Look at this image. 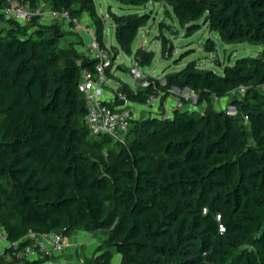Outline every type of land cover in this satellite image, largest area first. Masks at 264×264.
<instances>
[{
  "label": "trees",
  "instance_id": "1",
  "mask_svg": "<svg viewBox=\"0 0 264 264\" xmlns=\"http://www.w3.org/2000/svg\"><path fill=\"white\" fill-rule=\"evenodd\" d=\"M21 1L67 10L71 18L87 13L104 45L105 20L94 0ZM115 1L122 11H108L116 43L110 49L139 66L154 57L132 47L151 2L169 6L185 35L206 26L223 42L261 48L218 63L220 72L191 59L163 81L147 75L145 87L121 82L114 94L129 101L159 95L162 102L174 87H188L204 105L189 108L190 99L180 97L183 107L170 116L132 118L117 136L92 135L78 82L81 68L93 70L95 62L74 47L82 40L68 39L73 30L57 21L0 15V225L7 240L21 239L23 247L28 232L99 231L84 264H113L114 253L117 264H264V0ZM165 27L179 31L158 24L160 53L169 59ZM203 47L214 51L215 42L207 37ZM241 85L245 91L232 95ZM223 97L236 114L214 106ZM50 255L23 263L42 264ZM11 260L0 256L3 264Z\"/></svg>",
  "mask_w": 264,
  "mask_h": 264
},
{
  "label": "built area",
  "instance_id": "2",
  "mask_svg": "<svg viewBox=\"0 0 264 264\" xmlns=\"http://www.w3.org/2000/svg\"><path fill=\"white\" fill-rule=\"evenodd\" d=\"M0 15L21 23L28 22L36 17L40 23L57 21L64 25L67 24L69 29L83 28L90 38L84 43L83 52L95 62L93 70L86 67L81 68L78 82V89L85 99V120L88 130L92 135L107 133L114 136L127 130L132 119V111L125 93L116 91V102L113 104L103 101L98 95L99 84L105 79V69L110 62L112 52L110 47L99 43L92 29L81 26L79 18H71L67 10H54L51 7H42L41 5L31 7L21 0H6V3L0 7ZM129 71L138 86L145 87L147 85L146 76L148 74L141 72L138 64L135 63L130 66ZM261 88L264 89V85ZM245 89L241 85L237 92L243 93ZM180 97L189 98L187 93H179L173 109L183 107L184 104ZM157 99H159V95H150L146 103H152ZM223 109L229 114H236V108L232 104H226ZM244 118L247 119V116L245 115ZM23 238L26 239L23 247L19 246L21 239L7 240L6 231L0 225V241L7 242V247L10 248V259H17L14 262L15 264H24V258L62 252L66 247L65 237L54 230L46 233L28 232ZM76 259L78 264H84L82 256H78Z\"/></svg>",
  "mask_w": 264,
  "mask_h": 264
},
{
  "label": "rangeland",
  "instance_id": "3",
  "mask_svg": "<svg viewBox=\"0 0 264 264\" xmlns=\"http://www.w3.org/2000/svg\"><path fill=\"white\" fill-rule=\"evenodd\" d=\"M94 3L96 10L104 16L108 15L109 8L115 13H120L122 11L120 8L121 6L115 0H94ZM142 11L148 13L150 17L146 24L138 29V33L132 44V47H137V45L141 41L142 43L140 44H142L143 47H145L146 49H151L154 52L152 62L149 65L145 66L138 65V68L141 72L148 75L150 74L152 76H158L160 79H163V76L166 72L178 70L183 66V64L191 59L196 60L198 66L212 68L215 71L220 72L221 67L219 64H224L227 62L232 63L237 56L255 55L261 48L260 44H252L246 41L237 43L223 42L216 32L209 31L206 26L200 27L190 35H185L176 17L171 12V8L161 3L151 2L144 8H142ZM87 21L88 18L86 14H84L79 19V23L83 27H85L84 23H86ZM159 22L166 23L172 28L175 27L179 31L172 32L169 27H165L163 30L167 37L170 38L173 45L172 56L169 59H167L166 57H162L160 53V42L156 38ZM2 23L3 22L0 21V25H2ZM77 28L80 35L77 34V31H73L71 32L73 33L72 35H68V39H75L76 41H78L81 37H83V40L87 42L90 39L89 35L84 32L85 30L83 28ZM207 37H210L215 42L214 51L210 52L204 49L203 42ZM111 40H113V32L108 23H105L103 41L107 47H110L109 43ZM117 63L121 64L124 68H116V75L125 82L129 83L132 87H135V79L129 71L130 66L136 63L132 55H127L123 51L119 50L114 59L113 66L115 67V64ZM187 91L188 90L186 89L184 92L180 91L179 93L183 94L187 93ZM231 94H239V92H234ZM226 104H229V102L228 98L225 97L221 104L219 102H215L214 106L223 108ZM201 107L202 106H200V108ZM76 232L78 231H74V233L72 232L68 236V239L71 240L75 238L78 234ZM103 235L104 232H97L94 237L97 238V241H99L101 240ZM93 244H91L90 247H92ZM82 245L84 244H80V254L85 255L86 249L82 247ZM118 261L119 255L117 253H114L112 262L117 263Z\"/></svg>",
  "mask_w": 264,
  "mask_h": 264
},
{
  "label": "crops",
  "instance_id": "4",
  "mask_svg": "<svg viewBox=\"0 0 264 264\" xmlns=\"http://www.w3.org/2000/svg\"><path fill=\"white\" fill-rule=\"evenodd\" d=\"M84 14H86V16L88 18V21L86 23H84V25L89 27L90 29L94 30L93 21L91 20V18L88 16L87 13H82L79 16V19ZM102 17L104 18L105 23H108V25L111 27V30L113 32V27H112V24L110 23L108 16L102 15ZM2 25H3V23H2ZM2 25H0V26H2ZM63 26H65V27H63L64 29L69 28L67 24L66 25L63 24ZM72 30L78 32V30H75V29H72ZM77 34L80 35L79 32ZM103 34H104V31H103ZM80 39L82 40V43L81 44L75 43L74 47L77 50L83 52V46H84V43L86 41L83 40V37H81ZM72 40H74V42H76L75 39H72ZM102 40H103V37H102ZM140 43H142V42L140 41L138 45H142ZM104 45H105V43H104ZM109 45H110V47L116 45L114 33H113V40L110 41ZM135 48H133V49H135ZM111 52H112V55L110 57V62L107 64V67L105 69V79H104V81H102L99 84L98 95L103 101L108 102L110 104H113L115 102L114 92L120 86L121 82L126 83L128 85V87L133 89V90H135L138 85L136 83L135 87H132L129 83L125 82L119 76L116 75V71H115L116 68L123 69L124 67L119 63L115 64V67L113 66L114 59H115L117 54H114V52L112 50H111ZM187 90H188L187 94H188V97L190 99V103H189L188 107L201 109L203 107L204 103H200V104L196 105L195 104L196 95L191 90H189V89H187ZM180 91L184 92L185 90H178V91L172 90V94L168 95L162 102H160L159 99L155 100L152 103H146V102L145 103H138V102L129 101V107L131 108V111H132V118L133 119H140V118H144L148 115H154V114H159L162 116H170L172 114L176 98L178 97L177 94ZM224 98L225 97L219 98L218 100H215L214 103L219 102L221 104V102L223 101ZM200 106H202V107L200 108ZM97 232L99 233V231H97ZM97 232L91 233V232L78 231V232H76V233H78L76 235V237L71 239V240H69L68 237H65V240H66L65 249L62 252L51 254L47 259H45L42 262V264H78L76 258L78 256H82L80 254V247H81L80 244H82V243L84 244V245H82V247H84L86 249L85 255H90L92 253V251L94 250L95 246L97 245V243L100 241V240L97 241V238L94 237V235ZM73 233H74V231H73ZM91 244H93L92 247H90ZM6 247H7V242L6 241H0V256L5 261H12L9 257V251H5ZM119 260H120V255H119ZM117 263H113V264H117ZM0 264H3V263L0 262ZM11 264H15V263L13 262Z\"/></svg>",
  "mask_w": 264,
  "mask_h": 264
},
{
  "label": "water",
  "instance_id": "5",
  "mask_svg": "<svg viewBox=\"0 0 264 264\" xmlns=\"http://www.w3.org/2000/svg\"><path fill=\"white\" fill-rule=\"evenodd\" d=\"M161 81H163V79ZM186 89H189V88L188 87H184L181 90H186ZM172 90L178 91L179 89H178V87H174ZM97 134H99V133H97Z\"/></svg>",
  "mask_w": 264,
  "mask_h": 264
}]
</instances>
